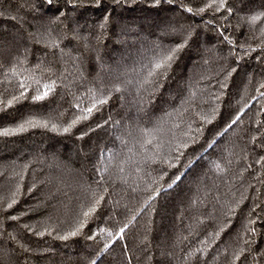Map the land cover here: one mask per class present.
<instances>
[{"label":"trees","instance_id":"1","mask_svg":"<svg viewBox=\"0 0 264 264\" xmlns=\"http://www.w3.org/2000/svg\"><path fill=\"white\" fill-rule=\"evenodd\" d=\"M223 2L0 0V264H264V0Z\"/></svg>","mask_w":264,"mask_h":264},{"label":"snow or ice","instance_id":"2","mask_svg":"<svg viewBox=\"0 0 264 264\" xmlns=\"http://www.w3.org/2000/svg\"><path fill=\"white\" fill-rule=\"evenodd\" d=\"M117 3L120 2V0H116ZM160 0H156V4H159ZM48 3L51 4L52 3V0H48ZM97 4H99V0H97ZM224 2L223 0H220V3L217 7V11H219L221 8H224ZM207 7H212L211 4H209ZM205 9L201 8L199 9L200 12H203ZM189 12L192 11V9H188ZM230 11V9H229ZM262 17H264V13H260V14H257V15H253L251 17H249V20L251 23L255 24L258 20H260ZM105 21H107V17H105ZM101 28L104 27V24H101L100 25ZM183 47V45H179L177 46V48L175 49H172L167 55L165 56H162L158 61L155 62L154 66L149 70L148 74H147V77L145 79V83H149L150 82V79L151 77H153L154 75H156L157 71L164 68L165 65H169L170 66V61L174 58V55L177 51H179V49ZM48 87V86H46ZM48 94V92L46 91L44 93V95L46 96ZM43 96H36L35 99H42ZM106 101L104 100H101L100 103H105ZM87 112L90 114L92 112V108H88L87 109ZM85 119H87V116L84 117ZM77 121H73V124L72 125H69L68 128H65L64 131L67 132L70 130V128L72 126L75 125ZM31 123V122H29ZM233 123H235V121H233ZM24 130V125H21L19 129H17V131H23ZM12 130H5L3 133H0V134H3V135H8V134H11ZM148 143H151V141H147ZM177 179H179V177H177ZM9 207H11V205H9ZM91 211V210H90ZM89 215V212H85L84 213V216L87 217ZM121 232H123V229H121ZM77 233L74 231L72 233H70V235L72 236H75ZM62 239H67V236L65 237H62ZM107 247V245H106Z\"/></svg>","mask_w":264,"mask_h":264}]
</instances>
